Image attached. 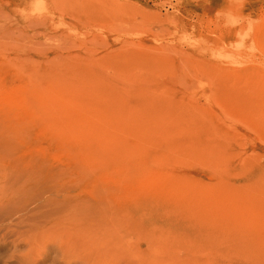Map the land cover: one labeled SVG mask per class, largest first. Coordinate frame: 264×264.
Returning a JSON list of instances; mask_svg holds the SVG:
<instances>
[{"label": "rangeland", "instance_id": "rangeland-1", "mask_svg": "<svg viewBox=\"0 0 264 264\" xmlns=\"http://www.w3.org/2000/svg\"><path fill=\"white\" fill-rule=\"evenodd\" d=\"M0 264H264V0H0Z\"/></svg>", "mask_w": 264, "mask_h": 264}]
</instances>
